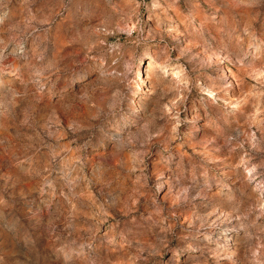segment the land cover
<instances>
[{
	"label": "rangeland",
	"instance_id": "rangeland-1",
	"mask_svg": "<svg viewBox=\"0 0 264 264\" xmlns=\"http://www.w3.org/2000/svg\"><path fill=\"white\" fill-rule=\"evenodd\" d=\"M0 264H264V0H0Z\"/></svg>",
	"mask_w": 264,
	"mask_h": 264
}]
</instances>
